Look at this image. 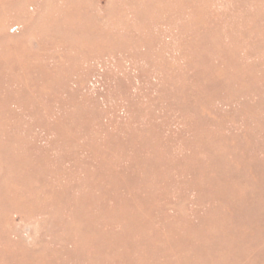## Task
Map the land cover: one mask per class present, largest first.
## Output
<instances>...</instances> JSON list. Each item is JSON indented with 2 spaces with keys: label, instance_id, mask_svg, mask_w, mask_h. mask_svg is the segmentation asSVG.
<instances>
[{
  "label": "rangeland",
  "instance_id": "374dc122",
  "mask_svg": "<svg viewBox=\"0 0 264 264\" xmlns=\"http://www.w3.org/2000/svg\"><path fill=\"white\" fill-rule=\"evenodd\" d=\"M0 264H264V0H0Z\"/></svg>",
  "mask_w": 264,
  "mask_h": 264
}]
</instances>
